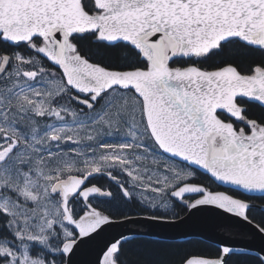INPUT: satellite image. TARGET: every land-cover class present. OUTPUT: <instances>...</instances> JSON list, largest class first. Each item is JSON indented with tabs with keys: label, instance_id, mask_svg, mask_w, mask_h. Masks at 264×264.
Masks as SVG:
<instances>
[{
	"label": "water",
	"instance_id": "obj_1",
	"mask_svg": "<svg viewBox=\"0 0 264 264\" xmlns=\"http://www.w3.org/2000/svg\"><path fill=\"white\" fill-rule=\"evenodd\" d=\"M95 3L104 9L97 16L87 14L79 0H0V34L8 41L33 36L48 40L49 35L53 42L40 53L61 68L72 88L96 95L112 87L135 90L143 100L151 134L167 155L207 173L224 187L264 195V129L255 140L253 135L239 136L215 114L222 110L239 117L236 96L264 106V72L241 75L230 65L211 71L168 67L175 57L207 52L231 38L264 48V0ZM85 30H98L99 38L110 43L131 44L148 60V69L111 70L79 54L69 56L74 49L69 36ZM80 183L72 178L65 193H76ZM95 191L94 187L84 189L81 196L87 198ZM176 193L204 196L176 219L144 214L119 219L98 215L86 221L69 217L78 237L65 244L64 264H117L113 253L119 242L136 236L195 237L222 249L219 258L193 256L184 264H224L230 252L254 253L264 260V229L246 215L249 201L223 190L206 191L198 184H185Z\"/></svg>",
	"mask_w": 264,
	"mask_h": 264
},
{
	"label": "rangeland",
	"instance_id": "obj_2",
	"mask_svg": "<svg viewBox=\"0 0 264 264\" xmlns=\"http://www.w3.org/2000/svg\"><path fill=\"white\" fill-rule=\"evenodd\" d=\"M1 69L0 209L12 235L0 244L8 256L1 264H57L52 257L45 262L39 250L58 255L77 237L65 205L74 175L111 167L126 172L132 193L153 211L170 208L171 196L181 197L172 191L192 170L155 144L135 92L112 89L97 106L92 96H76L80 105L71 106L58 100L68 91L65 78L47 72L38 59ZM262 136L254 126L251 139ZM5 139L11 144L5 146Z\"/></svg>",
	"mask_w": 264,
	"mask_h": 264
},
{
	"label": "trees",
	"instance_id": "obj_3",
	"mask_svg": "<svg viewBox=\"0 0 264 264\" xmlns=\"http://www.w3.org/2000/svg\"><path fill=\"white\" fill-rule=\"evenodd\" d=\"M80 4L88 14L95 15L101 11L97 8L94 0H80ZM69 39L79 55L101 67L119 71L148 69V60L129 43H110L101 40L97 32L91 30L75 32ZM31 43L37 47L43 41L39 37H33L28 42L10 43L0 36V55L7 56L6 66L8 64L11 66L12 62L18 66L21 62L36 58L47 72L57 73L64 78L60 68L41 56ZM227 65L233 66L241 75L252 76L257 70H264V48L246 43L239 38H231L225 42H219L216 47L207 52L195 53L189 57H175L168 63L171 69L181 70L189 66H196L203 71H211ZM112 89L120 90V88L113 87L101 95H106ZM76 96L79 95L68 87V91L59 96L58 100L71 106H77L80 104H78ZM235 102L240 109L241 116L239 118H235L225 111H216L217 117L232 124L238 133L251 134L252 124L264 128L263 105L248 99L246 96H236ZM181 165L188 167L185 164ZM189 168L193 173L190 182L202 185L207 191L223 190L232 196L249 201L251 206L246 210V215L264 229V195H248L240 190L224 187L217 184L208 174L195 168ZM201 196L200 193L188 194L182 200L170 197L171 207L156 211L146 209L140 200L133 197L130 200L122 197L120 208L111 210L110 214L115 218L147 214L176 219L183 216L188 211L189 205ZM74 214L77 215V213ZM39 252L45 262H49L51 257L57 260V264L65 262L62 251L54 256L43 249H40ZM221 255L220 246L201 238L163 240L136 236L121 240L113 257L117 264H184L193 256L219 258ZM224 264H264V260L254 253L230 252L226 256Z\"/></svg>",
	"mask_w": 264,
	"mask_h": 264
},
{
	"label": "flooded vegetation",
	"instance_id": "obj_4",
	"mask_svg": "<svg viewBox=\"0 0 264 264\" xmlns=\"http://www.w3.org/2000/svg\"><path fill=\"white\" fill-rule=\"evenodd\" d=\"M101 97L94 99L93 106L100 105ZM5 146L10 145V139H5ZM159 148V147H158ZM169 158L168 156H166ZM86 174H78L81 178V186L79 191L75 193L69 199V208L71 211V217L73 218H95L98 215H106L112 219H119L111 216V210H116L120 208L122 202L120 201L122 197L124 199L130 200L132 197L137 199L132 193V188L130 184L129 176L126 172L122 173L115 167L107 168L101 172H93L87 179H85ZM92 180V181H90ZM94 186L96 192L94 195L89 196L87 199H80V192L83 189ZM127 191L126 194L123 188ZM76 212H74V210ZM74 213H77L75 215ZM122 218V217H120ZM5 215L0 209V244L2 240L11 239L7 225H6ZM7 254H2L0 249V264L7 260Z\"/></svg>",
	"mask_w": 264,
	"mask_h": 264
},
{
	"label": "bare ground",
	"instance_id": "obj_5",
	"mask_svg": "<svg viewBox=\"0 0 264 264\" xmlns=\"http://www.w3.org/2000/svg\"><path fill=\"white\" fill-rule=\"evenodd\" d=\"M125 222V221H124ZM124 222H122V223H124ZM64 254V253H63Z\"/></svg>",
	"mask_w": 264,
	"mask_h": 264
}]
</instances>
